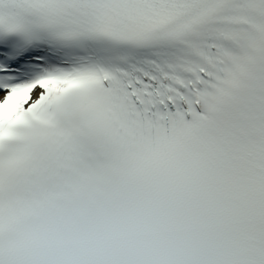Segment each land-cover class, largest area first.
<instances>
[{"label":"snow or ice","instance_id":"1","mask_svg":"<svg viewBox=\"0 0 264 264\" xmlns=\"http://www.w3.org/2000/svg\"><path fill=\"white\" fill-rule=\"evenodd\" d=\"M0 264H264V0H0Z\"/></svg>","mask_w":264,"mask_h":264}]
</instances>
